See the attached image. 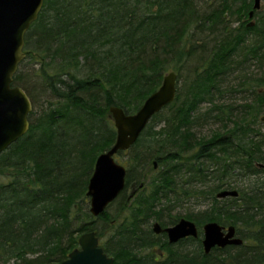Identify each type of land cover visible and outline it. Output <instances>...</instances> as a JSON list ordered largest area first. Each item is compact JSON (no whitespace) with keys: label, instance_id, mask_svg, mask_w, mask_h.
<instances>
[{"label":"trees","instance_id":"1","mask_svg":"<svg viewBox=\"0 0 264 264\" xmlns=\"http://www.w3.org/2000/svg\"><path fill=\"white\" fill-rule=\"evenodd\" d=\"M209 1L44 0L19 65L28 61L35 71L13 77L32 105L29 129L0 154V264H57L81 235L100 231V238L104 230L111 237L100 246L113 264H264V24L256 13L241 22L253 0ZM233 16L237 27H226ZM220 24L225 29L216 31ZM204 30L207 37L187 36ZM194 56L193 79L183 92L176 86L174 101L122 154L125 189L110 204L118 203L119 215L93 217L88 181L116 137L109 109L134 114L168 73L178 82ZM229 76L237 85L228 93L249 100L200 114L199 104L226 93L221 85ZM209 120L232 126L196 138L194 128ZM153 161L158 170L142 186V171H154ZM222 191L238 195L217 198ZM193 198L205 208L182 218L195 223L196 239L169 245L165 234H153L150 221L174 225L179 218L171 211ZM209 222L233 226L243 244L205 254L201 228ZM158 238L161 250L153 253ZM190 243L192 251L173 250ZM141 249L149 252L142 256Z\"/></svg>","mask_w":264,"mask_h":264},{"label":"water","instance_id":"2","mask_svg":"<svg viewBox=\"0 0 264 264\" xmlns=\"http://www.w3.org/2000/svg\"><path fill=\"white\" fill-rule=\"evenodd\" d=\"M43 2L44 0H0V154L23 137L29 129L28 116L32 105L25 92L20 87L13 86V77L25 57V34L36 21ZM259 8L260 0H254L249 18L252 17L253 11ZM176 80V74L173 72L164 76L160 87L143 101L134 114H125L122 109L116 107L109 109L116 137L112 146L96 158L88 181L86 196L89 199V212L93 217L103 214L125 189L126 169L117 164L114 157L129 150L152 117L174 101ZM261 121H264V117ZM133 193L134 190L128 201ZM237 195L236 191H223L217 197ZM201 230V244L205 254H209L214 248L239 247L243 244L236 236L233 226L223 227L209 222L203 225ZM152 232L154 235L165 234L170 245L186 238L198 237L196 225L186 219H180L175 225L166 228L154 223ZM57 264H113V258L99 245L96 233L88 232L78 238L77 248Z\"/></svg>","mask_w":264,"mask_h":264},{"label":"rangeland","instance_id":"3","mask_svg":"<svg viewBox=\"0 0 264 264\" xmlns=\"http://www.w3.org/2000/svg\"><path fill=\"white\" fill-rule=\"evenodd\" d=\"M230 19H231L230 22H233L234 24L236 23V17L233 16ZM255 19L259 20V25L260 26H261V24L262 25L264 24V0H260V10L258 12V16H256ZM207 31L208 30H204L202 32H200V31H188L187 36L190 38V40L194 39L195 37H197V38L198 37H207L206 36ZM191 34H192V36L190 37ZM209 39L213 40V37L210 36ZM23 51H24V49H23ZM195 60H196V57L194 56L193 58H190V60L188 62L187 61L184 62L183 63L184 66H181L182 69L180 70V78H179L178 82L176 83V86H178L179 91L183 92L184 91L183 89L186 88V84L189 83L193 79V75H191V73H190V67L197 63V62H195ZM33 68H35V66L32 63H30L28 61H25L21 66H18L16 74L19 75V72L21 71L22 72L21 75H24V71H25L26 73H31L33 75V72L35 71V70H33ZM38 82H39V80L37 81V79L34 78V81L31 83V85H33L35 87H38L39 84H40ZM236 85H237V82H236V79H235L234 76L227 77V79L221 85V90L223 92H226V93L223 94L222 96L215 95L214 96V102L212 104L209 103V102H202L201 104H199V106L197 108H198L200 114H203V113H206L207 111H210V109L213 108V106H220V107H224V108L230 106L231 108H235V107L242 106L244 103H246V99H248V95L247 94L240 93V92L228 93L229 89L231 87H235ZM13 86H16V85H13ZM182 94H184V93H182ZM43 97H45L43 104H46L47 96L44 94ZM233 114H235V113H233ZM263 115H264V113H263ZM231 119H233V117ZM158 126H160V125H158ZM231 126H232V124L229 123V121L222 123V122H216V121H210L209 120L207 122V124L203 123L202 126H200V127L196 126L194 128V131L196 133L195 136H196V138H210L211 136H213V134L216 131H219V132L223 133L224 131H226V128H228V127L230 128ZM261 127H262L261 132L264 135V126H261ZM155 129H158V127L155 128ZM122 154L123 153H120V154L116 155L114 158L120 165L125 167L126 166L125 164H127V162H128V157L126 155H122ZM153 168H154V171L152 170V172H151V167H147V168H145L142 171V174H143V176H142L143 183L141 184L142 186L148 184V182L151 179V176H152L153 173L156 174V172L158 170L157 165L155 167H153ZM3 181H4V179L1 178L0 179V183L3 182ZM131 190L135 191V187L133 186L131 189H129L127 191V193L128 194L131 193ZM138 191H139V189H138ZM197 201H200V202H197ZM84 205L85 204L83 203L82 206L84 207ZM76 206L80 207V202H78L76 204ZM117 207H118V203H114V204L110 205L106 209V214L108 216H110V217H117L119 215ZM203 208H205V204L202 203V200H197V199L193 198V200H190L188 203H186L184 205H181V206L175 207L171 211L170 216H172V217H176L177 216L179 219H181L185 214H188V213L196 214V213H199ZM127 213L128 212H124L123 214H127ZM106 222H108V220ZM153 223H154V221H150V224H149L150 227H151V225ZM103 224H106V223H103ZM103 224L98 223V225H97L98 230H102L103 231V228H102ZM105 227H107V225H105ZM105 231L106 230L103 231V234H101V236L99 238L100 244H104L106 242V240L109 237H111V232L110 231L109 232H105ZM95 233L97 235L98 233H100V231H98V233L95 231ZM158 239H160V240H158L156 247L153 248V250H152L153 253H157L158 251L161 250L160 249L161 246L160 247H158V246H159L160 242H163V238H158ZM190 244H192V245L191 246H187V247L179 246L178 248H176V246H175V247H173V250L174 251L178 250L179 252L192 251L193 247L195 246V243H190ZM148 252L149 251L145 250V249H141V250L138 251V253L140 255H142V256L146 255Z\"/></svg>","mask_w":264,"mask_h":264},{"label":"bare ground","instance_id":"4","mask_svg":"<svg viewBox=\"0 0 264 264\" xmlns=\"http://www.w3.org/2000/svg\"><path fill=\"white\" fill-rule=\"evenodd\" d=\"M212 1H214V0H210V1L208 2L209 5L212 4ZM230 21H231V19H227V18H226V21H225V25H227L226 27H229V26H230V27H232V28H236L237 25H238V23L236 22V23L234 24L233 22H230ZM231 23H232V24H231ZM223 29H225V28H224V26H223L222 24L216 26V31H222ZM153 164H156V162L153 161ZM91 175H92V173H91ZM91 175H90V178H91ZM90 178H89V179H90ZM222 192H223V191H222ZM219 193H221V192H219ZM219 193H218V194H219ZM218 194H217V195H218ZM217 195H216V197H217ZM217 198H218V197H217ZM181 219H184V218H181ZM179 220H180V219H179ZM179 220H178V221H179ZM186 220H187V219H186ZM178 221H177V222H178ZM189 221H190V220H189ZM177 222H176V223H177ZM191 222H192V221H191ZM154 223H156V222H154ZM154 223H153V224H154ZM176 223H175V224H176ZM193 223H194V222H193ZM158 224H159V223H158ZM175 224H174V225H175ZM194 224H195V223H194ZM159 225H160V224H159ZM160 226H161V225H160ZM172 226H173V225H172ZM161 227H162V226H161ZM169 227H171V226H169ZM162 228H166V227H162ZM201 229H202V228H201ZM201 231H202V230H201ZM165 236H166V235H165ZM166 240H167V238H166ZM167 243H168V242H167ZM178 243H179V242H178ZM169 245H170V244H169ZM174 245H175V244H174Z\"/></svg>","mask_w":264,"mask_h":264},{"label":"flooded vegetation","instance_id":"5","mask_svg":"<svg viewBox=\"0 0 264 264\" xmlns=\"http://www.w3.org/2000/svg\"><path fill=\"white\" fill-rule=\"evenodd\" d=\"M253 4H254V0H253ZM252 8H253V6H252ZM253 9H249V11L247 12V17H246V19H244V18H242L241 17V22L243 23V22H248L247 20H249V19H252L253 18V15L256 13V14H258V12H259V10H260V8L258 9V10H255V11H253V14H252V17L251 18H249V14H250V12L252 11ZM227 15H225V17H226ZM255 17V16H254ZM250 23H253V21H250ZM250 23H249V25H250ZM253 25V24H252ZM156 165V164H155ZM134 185L132 184L130 187H129V189H131L132 187H133Z\"/></svg>","mask_w":264,"mask_h":264}]
</instances>
